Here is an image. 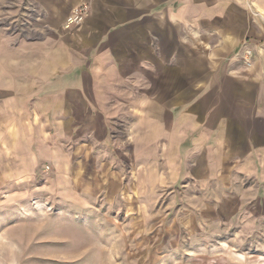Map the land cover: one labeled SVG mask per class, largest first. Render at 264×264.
<instances>
[{
	"label": "crops",
	"instance_id": "crops-1",
	"mask_svg": "<svg viewBox=\"0 0 264 264\" xmlns=\"http://www.w3.org/2000/svg\"><path fill=\"white\" fill-rule=\"evenodd\" d=\"M252 8L264 14V0H0V131L59 130L57 168L74 161L80 177L101 163L122 195L217 210L229 195L235 236L264 249V25Z\"/></svg>",
	"mask_w": 264,
	"mask_h": 264
},
{
	"label": "rangeland",
	"instance_id": "rangeland-1",
	"mask_svg": "<svg viewBox=\"0 0 264 264\" xmlns=\"http://www.w3.org/2000/svg\"><path fill=\"white\" fill-rule=\"evenodd\" d=\"M59 132L0 131V264H264L263 248L235 236L229 195L219 210L193 195L183 199L189 207L180 194L122 195L101 163H82L80 177L74 161L57 168ZM105 148L109 138L94 148L100 159Z\"/></svg>",
	"mask_w": 264,
	"mask_h": 264
},
{
	"label": "built area",
	"instance_id": "built-area-1",
	"mask_svg": "<svg viewBox=\"0 0 264 264\" xmlns=\"http://www.w3.org/2000/svg\"><path fill=\"white\" fill-rule=\"evenodd\" d=\"M89 12V6L85 3L81 4L79 7L75 8L65 20V28H69L75 25L82 23L84 18ZM251 13L254 17L259 18L264 22V15L262 12H259L257 9L252 8Z\"/></svg>",
	"mask_w": 264,
	"mask_h": 264
},
{
	"label": "bare ground",
	"instance_id": "bare-ground-1",
	"mask_svg": "<svg viewBox=\"0 0 264 264\" xmlns=\"http://www.w3.org/2000/svg\"><path fill=\"white\" fill-rule=\"evenodd\" d=\"M264 15V14H263Z\"/></svg>",
	"mask_w": 264,
	"mask_h": 264
}]
</instances>
